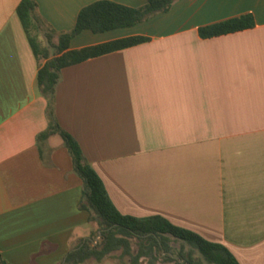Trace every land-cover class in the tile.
Wrapping results in <instances>:
<instances>
[{"label": "crops", "instance_id": "crops-1", "mask_svg": "<svg viewBox=\"0 0 264 264\" xmlns=\"http://www.w3.org/2000/svg\"><path fill=\"white\" fill-rule=\"evenodd\" d=\"M19 1L0 0V264H60L93 227L62 138L36 141L47 103ZM35 1L65 32L97 0ZM245 13L251 28L198 33ZM129 36L147 39L61 70L60 127L119 212L161 215L222 244L238 264H264V0H175L130 27L83 30L69 49Z\"/></svg>", "mask_w": 264, "mask_h": 264}, {"label": "trees", "instance_id": "trees-1", "mask_svg": "<svg viewBox=\"0 0 264 264\" xmlns=\"http://www.w3.org/2000/svg\"><path fill=\"white\" fill-rule=\"evenodd\" d=\"M174 1L145 0L142 6L129 7L110 0H97L82 7L74 27L65 32H57L46 23L37 11L35 0H20L16 7L17 17L39 62L38 87L47 103V127L37 135L36 141L38 143L52 134L60 135L70 154L73 172L82 182L79 208L88 212V222L97 225L89 237L81 239L69 249L60 264H83L89 259L101 262L116 251H120V256H129V264H140L141 259H147L149 264H156L157 261L172 264H238L222 244L176 226L161 215L139 218L119 212L77 141L60 127L56 118L55 93L64 67L147 39L129 36L69 49V42L75 35L83 30L100 33L133 26L168 11ZM253 26V15L245 13L200 27L198 33L206 38ZM93 235L99 236L97 243H94ZM133 245L136 246L135 252Z\"/></svg>", "mask_w": 264, "mask_h": 264}, {"label": "rangeland", "instance_id": "rangeland-1", "mask_svg": "<svg viewBox=\"0 0 264 264\" xmlns=\"http://www.w3.org/2000/svg\"><path fill=\"white\" fill-rule=\"evenodd\" d=\"M93 230L97 229V225L95 223H92ZM92 239H94V243H97L99 241V236L93 235ZM136 251V246L133 245V252ZM130 258L129 256H120V251H116L112 253L111 255L105 257L101 262H97L94 259H89L83 264H129ZM140 264H149L147 259H141ZM156 264H172L169 262H162L157 261Z\"/></svg>", "mask_w": 264, "mask_h": 264}, {"label": "water", "instance_id": "water-1", "mask_svg": "<svg viewBox=\"0 0 264 264\" xmlns=\"http://www.w3.org/2000/svg\"><path fill=\"white\" fill-rule=\"evenodd\" d=\"M100 233V232H99Z\"/></svg>", "mask_w": 264, "mask_h": 264}]
</instances>
